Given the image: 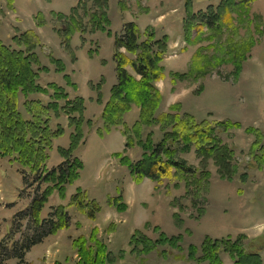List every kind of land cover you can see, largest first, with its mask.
Returning a JSON list of instances; mask_svg holds the SVG:
<instances>
[{"label":"rangeland","instance_id":"1","mask_svg":"<svg viewBox=\"0 0 264 264\" xmlns=\"http://www.w3.org/2000/svg\"><path fill=\"white\" fill-rule=\"evenodd\" d=\"M187 1H191L194 13H205L208 7L217 8L222 2L107 0L105 10L111 36L91 32L89 18L83 17V10H80L78 14L84 31L73 35L67 50L58 35L65 21L56 16L70 17L79 0H0V41L16 49L12 42L15 36L34 33L39 39L37 56L41 65L48 69L47 73L40 74L38 84L42 87L56 84L65 90L70 100L82 98L84 102L83 137L71 158L78 159L83 168L78 180L66 188L65 198L61 199L55 192L41 216L47 220L55 209L63 207L69 219L67 228L31 248L21 263L12 260L7 264H74L78 257L73 241L78 237L89 240L94 230L97 241L103 243L113 257L109 264H198L187 257L189 246L199 248L206 237L235 241L238 236L246 238L242 243L246 252L261 253L264 261V163L258 166L251 157L256 139L246 132L248 128L261 132L260 148L263 150L264 0L247 3L240 11L232 10L225 17L228 22H221L220 33L204 29L195 40L194 28L190 41L186 40L184 30ZM86 5L87 12L93 13L91 2ZM37 15L42 21L36 19ZM129 23L136 25L141 33L152 28L158 38H168L167 55L161 64L164 76L155 83L162 96L156 113L158 117L189 115L196 122L240 124V129L217 133L221 144L232 153L229 175L220 172L213 160L204 161L194 148H190L177 157L197 173H208L207 184L198 176L190 178L186 184L177 174L159 183L144 179L136 184L129 170L114 158L122 154L137 163L143 155L136 145L125 150L122 127H114L108 134L98 133L103 126V104L116 84L114 37ZM52 59L62 62L63 73L56 71ZM174 74L185 78H173ZM65 75L70 79L69 84ZM102 79L101 104L95 88ZM32 97L50 102L46 96ZM23 102L21 97L19 110L25 116ZM138 115L139 107L132 105L124 116V123L131 127ZM56 125L64 129V134L53 141L46 162L48 170L64 163L60 149L69 147L73 132L66 117L54 119L51 127L54 129ZM150 131L154 142L158 143L162 136L160 126L144 129L143 137ZM22 174L18 165L0 158V238L8 235L14 217L24 212L31 202L33 188H25ZM78 189L101 208L93 220L70 206V199ZM109 199H118L116 205L109 204ZM176 217L180 225L176 224ZM22 225L21 230H26L27 222ZM135 232L151 242L161 233L168 237L181 236V249L160 246L147 254L138 244L133 253L131 240ZM14 235L10 238L18 241L20 235ZM220 259L222 264H234L225 253L220 254Z\"/></svg>","mask_w":264,"mask_h":264},{"label":"trees","instance_id":"2","mask_svg":"<svg viewBox=\"0 0 264 264\" xmlns=\"http://www.w3.org/2000/svg\"><path fill=\"white\" fill-rule=\"evenodd\" d=\"M253 1L222 0L217 8L208 7L205 13L192 12L191 1H187L185 6L187 16L184 24L186 40H191L190 34L194 28L197 33L195 40L201 36L199 34L204 29H209L212 33H220L223 25L221 22L224 20L228 22L226 15L232 13V10L244 9L247 3ZM87 2H91L93 13L87 12ZM106 4L107 0H79L70 17L56 16L60 21H65L64 29L58 31V35L67 50L73 35L84 31L83 28L81 29L83 21L78 14L80 10H83V17L89 18L88 25L91 32L99 31L111 36V32L108 31L110 23L106 16ZM36 19L42 21L40 15H37ZM12 42L16 49L0 41V158L7 159L11 164L21 168L24 186L33 188V195L28 208L14 217L13 227L8 235L0 238V264H7L12 260L21 263L31 248L39 245L46 237L54 236L60 230L67 228L69 219L65 208L58 207L47 220L41 218L42 211L55 192L61 199L65 198L66 188L78 180L79 171L83 168L78 159L71 160L83 137L82 98L70 100L65 90L58 85L50 84L42 87L38 84L40 74L47 73L48 69L41 65L37 56L39 39L34 33L27 32L15 36ZM167 43L166 36L158 38L152 28H147L141 33L132 23L125 24L121 34L114 37L113 61L116 84L110 90L108 101L103 104L101 116L103 126L98 133L108 134L112 128L122 127L125 150L136 145L143 151L142 159L137 163H132L122 154L114 155L118 163L129 170L136 184H140L144 179L159 183L163 178H170L174 174L182 178L186 184L191 180L190 178L194 179L196 176L206 182L209 178L208 173L205 171L197 173L194 168L177 157L179 153L189 151L190 148H194L196 154L204 161L213 160L219 165L220 172L229 175L228 168L232 153L226 145L221 144L217 133L240 129V124L196 122L189 115L183 117L170 114L160 117L156 115L162 96L156 89L155 83L164 76V68L161 64L167 55ZM52 62L56 65L57 72L65 71L61 61L52 59ZM239 66L236 67L238 72L241 70ZM172 77L185 78L178 74ZM65 80L70 83L67 75ZM102 82L103 79L95 88L99 103L102 100L100 95ZM38 95L48 97L50 102L44 103L32 99V96ZM21 97L24 99L25 116L19 110ZM132 105L139 107V115L138 120L128 127L124 123V116L131 110ZM175 109L174 107L172 111ZM62 117L67 118L68 127L73 129L70 144L67 149H60L64 163L56 169L48 170L46 162L53 141L64 134L61 126L56 125L53 129L51 123L54 119L59 120ZM157 125L160 126L162 134L158 143L154 142L152 131L143 137L144 129ZM246 132L255 136L256 142L252 145L251 157L260 166L264 163V149L260 148L263 136L254 128H248ZM221 177L225 178L223 175ZM118 199H109L108 203L116 205ZM70 206L90 220H93L101 209L96 201L90 200L80 189L71 197ZM122 210H125L124 205ZM25 222L27 227L22 231V223ZM176 224H181L177 217ZM14 234L20 235L18 241L10 238L15 236ZM96 234L94 230L89 240L78 237L73 241V248L78 257L74 264H109L112 261L113 257L106 251L105 245L97 241ZM244 240L246 238L243 236L236 237L235 241L231 238L214 240L206 237L199 248L195 246L187 248V257L198 264H222L220 254L225 253L234 264H262L258 252L244 250L242 246ZM131 241L133 245L131 252L135 253L139 244L141 250L148 254L160 246L180 250L182 237H168L161 233L155 242H151L135 232Z\"/></svg>","mask_w":264,"mask_h":264},{"label":"crops","instance_id":"3","mask_svg":"<svg viewBox=\"0 0 264 264\" xmlns=\"http://www.w3.org/2000/svg\"><path fill=\"white\" fill-rule=\"evenodd\" d=\"M260 255H261V253H260ZM261 257V256H260ZM262 259V258H261ZM262 264H264V261L262 260Z\"/></svg>","mask_w":264,"mask_h":264}]
</instances>
